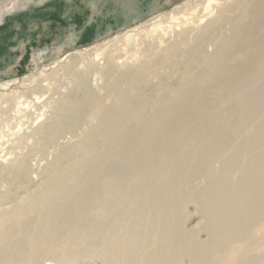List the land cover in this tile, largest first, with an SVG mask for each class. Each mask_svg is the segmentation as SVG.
Instances as JSON below:
<instances>
[{"label":"bare ground","instance_id":"obj_1","mask_svg":"<svg viewBox=\"0 0 264 264\" xmlns=\"http://www.w3.org/2000/svg\"><path fill=\"white\" fill-rule=\"evenodd\" d=\"M162 1L143 10L141 0L124 1L125 21ZM202 1L208 7L215 0ZM185 15L177 10L167 18ZM220 19L229 26L214 28L211 53L200 44L210 30L168 48L172 71L160 76L153 113L130 132L121 130L123 123L143 110L131 107L137 81L164 60L119 74L132 81L128 98L103 114L98 130L88 128L79 142L60 149L36 190L0 210V264H41L44 257L55 264L90 257L104 264H264V0ZM78 87L87 89L86 80ZM89 100L99 103L89 92L70 93L59 118L36 133L52 140L59 130L80 128ZM95 135L108 140L102 156ZM250 149L255 152L233 179L231 162ZM218 161L230 172L209 174ZM18 163L3 170L12 193L27 176L26 161ZM202 175L208 176L201 185H186ZM189 201L202 215L204 240L184 226Z\"/></svg>","mask_w":264,"mask_h":264},{"label":"rangeland","instance_id":"obj_2","mask_svg":"<svg viewBox=\"0 0 264 264\" xmlns=\"http://www.w3.org/2000/svg\"><path fill=\"white\" fill-rule=\"evenodd\" d=\"M114 1L0 0V210L9 209L28 197L42 184L46 168L53 164L60 149L79 142L88 128L90 132L98 130L103 114L118 100L128 98L132 81L119 74L133 71L146 62L164 60L163 67L151 66L149 73L137 81V95L131 98V107L136 109L142 105L143 110L135 120L123 123L121 130L130 132L153 113L160 76L172 71L168 48L179 43L189 44L201 31L210 30L211 37L202 38L200 44L206 53H211L216 45L212 36L214 28L219 22L223 28L229 26L220 18L238 15L251 0H215L208 7L202 0H168L158 10L148 8L142 17L129 24L125 21L124 1L132 4L135 0ZM141 1L142 10L151 3V0L149 3ZM177 10L185 11V17L176 21L167 18V13L171 15ZM69 68L74 71L68 72ZM80 78L86 80L87 89L78 87ZM73 92L81 98L87 97L89 92V98L93 94L99 100L96 104L89 100V110L81 114L82 126L74 131L59 130L52 140L37 134L39 125L59 118ZM93 138L102 156L108 140L96 135ZM253 151L246 150L241 158L238 156L231 162L234 163L231 166L233 179L243 173L246 158ZM226 154L223 159L228 157ZM23 160L27 166L26 180L12 193L4 178V168ZM223 166L222 161L213 163L209 174L229 173L231 169ZM207 176L196 177L186 185H201ZM185 210L186 230L204 240L205 232L198 229L202 217L198 205L189 201ZM41 264L55 262L44 257ZM76 264L104 263L90 257ZM184 264L190 261L184 259Z\"/></svg>","mask_w":264,"mask_h":264},{"label":"crops","instance_id":"obj_3","mask_svg":"<svg viewBox=\"0 0 264 264\" xmlns=\"http://www.w3.org/2000/svg\"><path fill=\"white\" fill-rule=\"evenodd\" d=\"M167 1H168V0H163V1H162V4H161L160 6H158L157 8H153V10H155V9L158 10V9L161 8V7L164 5V3L167 2ZM136 20H137V19H136ZM136 20H135V21H136ZM133 21H134V20H133ZM131 22H132V21H131ZM126 23H129V22H126Z\"/></svg>","mask_w":264,"mask_h":264}]
</instances>
